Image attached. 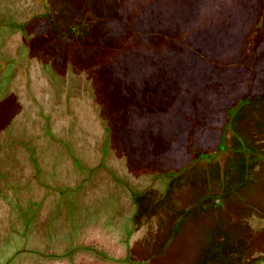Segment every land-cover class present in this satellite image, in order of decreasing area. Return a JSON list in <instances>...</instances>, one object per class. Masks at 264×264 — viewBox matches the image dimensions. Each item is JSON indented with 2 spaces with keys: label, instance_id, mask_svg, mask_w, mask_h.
Instances as JSON below:
<instances>
[{
  "label": "rangeland",
  "instance_id": "374dc122",
  "mask_svg": "<svg viewBox=\"0 0 264 264\" xmlns=\"http://www.w3.org/2000/svg\"><path fill=\"white\" fill-rule=\"evenodd\" d=\"M0 264H264V0H0Z\"/></svg>",
  "mask_w": 264,
  "mask_h": 264
}]
</instances>
